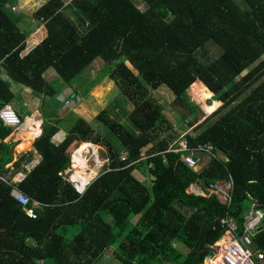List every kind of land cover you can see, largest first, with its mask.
Masks as SVG:
<instances>
[{"label": "trees", "instance_id": "trees-1", "mask_svg": "<svg viewBox=\"0 0 264 264\" xmlns=\"http://www.w3.org/2000/svg\"><path fill=\"white\" fill-rule=\"evenodd\" d=\"M141 1L142 8L134 0H46L27 36L17 0H0V109L17 95L10 82L51 102L96 59L103 61L96 81L109 76L127 103L114 100L116 118L105 108L95 116L106 134L51 105L41 112V131L39 117H26L14 145L4 140L12 128L0 119V172L9 173L0 177V264H97L107 251L113 264H200L221 233L220 216L238 221L252 200L264 211V0ZM199 80L221 104L197 123L200 107L188 88ZM154 89L163 98L149 95ZM160 100L179 108L178 125L197 123L184 135L188 147L210 143L225 159L211 157L199 170L181 160L182 150L168 147L176 133ZM161 118L170 131L156 140ZM59 129L65 136L54 143ZM35 135L40 158L13 180L20 163L33 159L31 149L21 152L11 169L13 147L20 151ZM95 144L107 147L108 161L89 179L78 150ZM77 146L70 178L79 190L85 184L82 191L64 174ZM228 177V206L188 191L196 184L209 193ZM254 242L264 251V230Z\"/></svg>", "mask_w": 264, "mask_h": 264}, {"label": "rangeland", "instance_id": "rangeland-1", "mask_svg": "<svg viewBox=\"0 0 264 264\" xmlns=\"http://www.w3.org/2000/svg\"><path fill=\"white\" fill-rule=\"evenodd\" d=\"M40 1L44 2L46 0H17L18 5L16 7L18 8V12L23 14V17H22L23 19H21L19 26L26 33L27 36H29L32 33L33 29H35L40 24L39 20L34 18L33 16V11L37 7L40 6ZM64 1H68V0H64ZM134 2H135V5H137L139 8H142L144 6L141 0H134ZM102 66H103V61H101L100 59H96L85 70H82L79 73V75L75 78V82L72 84V87H71V89L75 91V96L72 99L69 98L70 96L69 92H71V89L68 90V88H66L65 90L61 89V91L58 92V98L50 102V100L46 96L40 95L39 98L32 97L31 94H28V92H24L17 85L12 84L10 82V89L14 92V94H17L16 97L11 101L12 108L15 111V113L18 114L19 118L23 119L24 115H31V114L39 115L43 110L46 113L51 112V109H52L51 105H55V106H58L57 107L58 113H60L61 115L65 113H69V112H75L76 114L81 116L83 119L91 123L93 128L98 129V132H100V134H106L107 131L101 125V123L98 120H94L95 116L103 108H105L109 110V114L111 116H114L116 118L115 113L118 110V105L117 104L114 105L115 108H113V111L110 110L111 107H113L112 104L114 103V100L117 99L122 105H125L127 103L124 101L123 97L120 96L119 87L117 86L115 81L112 80L109 76L105 78L102 77L99 81H96L99 77H101L100 75L102 74L101 72ZM202 81L197 82V85L194 87L192 92H191V84L189 86L190 89L188 88V94H189L190 100L194 101L200 107V110L196 111V114L200 116V120L197 123L201 122L211 111L216 109L221 104L220 101L214 99L216 100L217 105L215 108L211 106L214 100L209 99L210 94L209 96L207 95L208 87L205 84L202 87L203 97H199L198 95L195 94L197 88L199 87ZM85 88L86 90H84ZM147 92H149V95L152 94L154 97L163 96L161 95L160 89L149 90ZM64 96L66 97L65 100H63ZM41 101L47 102V105H45L42 109L39 108ZM160 104L162 106V115L165 117L166 120H168L167 122H169L170 125L174 127L175 130L173 132L176 133L175 137L173 138V140L169 141L168 145L169 146L178 145V148H180L184 145V135L187 132L191 131V129L197 123L187 128H185L186 127L185 124H183L184 126L178 125V121L181 119V115L179 114V111H178L179 108H177V106H174L172 103H169V101L166 102L162 100ZM206 105L210 106V110L208 112L206 111ZM125 108H127V106H125ZM121 120L126 121V119H123V118ZM166 125L168 124L165 123V121L162 122V118L159 120L158 123H156L155 126L158 132V136L156 140L161 139L162 137L166 136V134L170 131V129H166L167 131L164 130ZM15 130L14 131L12 130L4 140L14 144L16 140ZM35 136L30 140L28 148L29 146H32V142ZM64 136H65V132L62 129H59L51 137V140L55 143H58L61 138L62 139L64 138ZM116 144L117 143L115 142V145ZM78 146L73 150V152L76 149H78ZM81 150H83V152H81V155H83L84 158L86 159L87 166H86L85 171L89 173V175H91L90 178L95 176L97 173H100V171L103 170L105 167L104 164H106L108 161L107 147L105 145L95 144L94 149L87 147L85 150L83 147H81L80 151ZM13 153H15L14 147H13ZM72 154H71V158L73 156ZM125 156H126V151L125 150L120 151L119 158L123 159ZM71 171H72V163H70L69 168H66L64 170V174L66 173L68 175L67 177H70L69 174L71 173ZM93 171L94 173H90ZM221 180H224V179H221ZM226 180L231 181V178L228 177ZM231 185H232V182H231ZM193 187L196 189L199 188L197 187L196 184H192L188 188V191H191V192L195 191ZM198 190H199V193H204L201 191L200 188ZM208 192L214 193V190L209 188ZM135 219L136 218H134L133 220ZM174 244L176 247H179L183 251L187 250L185 246H182L181 244L177 242H175ZM205 260H203L200 264H204ZM113 263H114V259L112 258V254L109 251H107L106 256H104L103 258H100L97 261V264H113Z\"/></svg>", "mask_w": 264, "mask_h": 264}, {"label": "built area", "instance_id": "built-area-1", "mask_svg": "<svg viewBox=\"0 0 264 264\" xmlns=\"http://www.w3.org/2000/svg\"><path fill=\"white\" fill-rule=\"evenodd\" d=\"M0 119L4 125L14 129H18L22 124L11 104H5L0 109ZM169 148L174 152L187 151L181 156V160L192 169H197L201 165L206 154L212 155L209 143H200L196 147H188L186 140H184L182 147L178 148V145H172ZM197 151H201L203 154L195 156ZM9 167L12 168L13 166L9 165ZM6 176L8 177L7 173L0 172L1 178L4 179ZM210 189H213L214 193L201 194L204 196L213 195L220 204L229 205L230 180H215L210 185ZM207 190L209 191V189ZM13 195L19 203H26L27 198L20 191L13 190ZM256 206L257 202L253 201L251 208L247 209L238 221L234 216L228 214L218 218L217 224L221 234L210 248V259L214 260L219 255V261L222 264H264V251L256 247L254 242V236L264 229V211Z\"/></svg>", "mask_w": 264, "mask_h": 264}, {"label": "crops", "instance_id": "crops-1", "mask_svg": "<svg viewBox=\"0 0 264 264\" xmlns=\"http://www.w3.org/2000/svg\"><path fill=\"white\" fill-rule=\"evenodd\" d=\"M33 30H34V29H33ZM24 92H28V91H24ZM28 94H29V92H28ZM37 115H38V114H37ZM25 116H28V115H24V117H25ZM38 116H39V118H40L39 129H40V131H41V126H40V124H41V122H42L43 117H42V114H41V113H40ZM17 130H18V129H17ZM17 130H16V131H17ZM16 131H15V133H17ZM40 131H39V133H40ZM39 133H38V134H39ZM38 134H37V135H38ZM35 137H36V136H35ZM17 140H18V139L15 140L14 145H15L16 143L19 142V141H17ZM61 140H62V138L59 140V142H60ZM51 141H52V140H51ZM59 142H58V143H59ZM54 143H55V142H54ZM81 147H83V148L85 149V146H81ZM81 147H80V148H81ZM80 148H79V151H80ZM29 149H31L32 152H33V156H32L33 159H32L31 161H34V160L37 158L36 155H35L36 151L32 149V146H29V148L27 147V148H25V149H23V150H20V151H16V150H15V153H13L14 158H12V160H11L10 162H8L9 164H7V165H12L14 159L17 157L18 154H20L21 152H25V151H27V150H29ZM24 150H25V151H24ZM81 152H83V150H81V151L79 152V155H81ZM36 154H37V153H36ZM31 161L23 162V163L21 162L20 165H19V168L15 170V172H14V174H13V176H12V179H13V180H19L20 177L22 178V176L24 175L23 168L27 170L28 168H30V167L35 163V162H34L33 164H31ZM12 166H13V165H12ZM10 168H11V167H10ZM13 168H14V166H13L11 169H13ZM7 175H9V173H7ZM21 178H20V179H21ZM89 179H90V178H89ZM89 179H88V180H89ZM193 189L195 190V192L198 190V189H196V188H194V187H193ZM206 261H207V260H206ZM206 261H205V262H206Z\"/></svg>", "mask_w": 264, "mask_h": 264}, {"label": "clouds", "instance_id": "clouds-1", "mask_svg": "<svg viewBox=\"0 0 264 264\" xmlns=\"http://www.w3.org/2000/svg\"><path fill=\"white\" fill-rule=\"evenodd\" d=\"M41 5V4H40ZM197 80V79H196ZM195 80V81H196ZM11 104V103H10ZM12 106V105H11ZM17 114V113H16ZM17 116H18V114H17ZM19 117V116H18ZM20 119V118H19ZM23 119H24V117H23ZM23 119H20V121L21 122H23ZM12 128V127H11ZM12 130L14 131L15 129L14 128H12ZM17 130V129H16ZM15 130V131H16ZM185 140V139H184ZM210 144V143H209ZM211 145V144H210ZM186 151H183L182 150V154H181V156L185 153ZM211 152H212V155H208V154H206L205 155V157H204V159L202 160V163H201V165L197 168V169H194V170H199L200 168H202L208 161H209V158H211V157H214V156H219L220 158H223V159H225L222 155H220V154H217L215 151H213V147H212V145H211ZM70 162L72 163V158H70ZM105 165V164H104ZM71 174V173H70ZM69 174V175H70ZM94 177V176H93ZM93 177H91L90 179H92ZM69 179H70V177H69ZM71 181H73L72 179H70ZM217 180H221V179H217ZM88 182V181H87ZM73 183H74V185H75V187H76V189L78 190V191H82L83 190V188H84V185H83V187L81 188V190H79L78 188H77V185L75 184V181H73ZM199 189V188H198ZM192 193H194V194H201V193H199V192H195V191H193ZM202 195V194H201ZM204 196V195H203ZM253 201H255V200H252V202H251V205H252V203H253ZM251 205L248 207V209H250L251 208ZM255 207V206H254ZM258 208V207H257ZM260 209V208H259ZM247 210V209H246ZM245 210V211H246ZM264 230V229H263ZM260 232V231H259ZM221 234V233H220ZM219 237V236H218ZM217 237V238H218ZM216 238V239H217ZM215 239V240H216ZM214 240V241H215ZM213 241V242H214ZM212 247V246H211ZM211 247H209V248H207V250H208V252H207V254L204 256V259L203 260H205V259H207V258H209L210 259V255H211V251H210V248Z\"/></svg>", "mask_w": 264, "mask_h": 264}, {"label": "bare ground", "instance_id": "bare-ground-1", "mask_svg": "<svg viewBox=\"0 0 264 264\" xmlns=\"http://www.w3.org/2000/svg\"><path fill=\"white\" fill-rule=\"evenodd\" d=\"M199 81H202V80H199ZM203 85H204V82L202 81L201 82V84L199 85V87L197 88V90H196V92H195V94L196 95H198L199 97H203V89H202V87H203ZM193 91V90H192ZM191 91V92H192ZM207 95H209V90H207ZM216 105H217V102L216 101H214L213 103H212V107L213 108H215L216 107ZM210 110V106H208V105H206V111L208 112ZM32 115V114H31ZM28 116H30V115H28ZM28 116H25L24 117V119H23V122H22V124H21V126L18 128V129H20L21 127H22V125L25 123V118L26 117H28ZM83 143V142H82ZM81 144V143H80ZM79 144V145H80ZM28 146L27 145H24L23 147H21V150H23V149H25V148H27ZM77 150V149H76ZM75 150V151H76ZM74 151V152H75ZM74 152H73V154H74ZM78 153H79V150H78ZM72 154V155H73ZM196 192H199V190H197ZM207 260V261H206ZM205 261V263L204 264H222V263H220V257H219V255H217L215 258H214V260L213 259H209V258H207Z\"/></svg>", "mask_w": 264, "mask_h": 264}, {"label": "water", "instance_id": "water-1", "mask_svg": "<svg viewBox=\"0 0 264 264\" xmlns=\"http://www.w3.org/2000/svg\"><path fill=\"white\" fill-rule=\"evenodd\" d=\"M42 3L43 2L40 1V4H42ZM35 117H39V116L38 115H35ZM35 155H36L37 158L34 161H31V164H33L34 162H37L39 160V158H40V156L38 154L35 153ZM202 248L204 249V246Z\"/></svg>", "mask_w": 264, "mask_h": 264}]
</instances>
